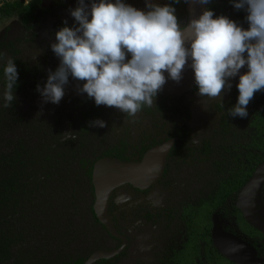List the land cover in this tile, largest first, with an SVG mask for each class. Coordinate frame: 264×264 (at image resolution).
Here are the masks:
<instances>
[{
	"label": "flooded vegetation",
	"instance_id": "flooded-vegetation-1",
	"mask_svg": "<svg viewBox=\"0 0 264 264\" xmlns=\"http://www.w3.org/2000/svg\"><path fill=\"white\" fill-rule=\"evenodd\" d=\"M183 2V18L179 22L186 24V0ZM42 9L47 12L34 24H41L50 15L49 8ZM37 15H41V9ZM233 16L236 17L235 12ZM67 18L68 26H72L74 18L70 15ZM240 21L247 24L244 17ZM32 25L23 26L29 30ZM5 50L13 52L12 59L18 71L23 68L25 78L30 83L36 81L42 87L43 73L22 61L10 43H0V52L5 54ZM245 70L241 69L242 72ZM238 79L231 81V90L214 99L199 96L195 84L180 95L159 91L151 106L155 108L154 114L147 113L146 107L135 116H126L119 111L117 126L115 129H102L97 146L83 140L90 134H97L98 127L89 125V122L101 117L94 100L84 94L75 106V125L70 131L78 139L71 156L77 160L72 176H78L87 189V199L74 201L76 204L71 210L72 213H83L90 219L92 227L104 232L106 237L101 244H96L95 251L89 253L86 259L72 263L70 258L64 261L50 258L39 261V264H80L97 252H116L119 249L122 250L119 255L94 264H117L128 254L136 255L133 264H235L226 254L243 258L248 264H264V235L248 224L238 206L241 191L264 163V148L256 145L264 140V91L254 94L247 105V117L233 118L227 110L236 103ZM18 94L39 95L36 89L15 91L14 95ZM160 102L167 107L161 108ZM171 140L175 143L167 156L165 172L155 184L145 190L125 185L114 191L108 214L118 237L112 236L94 214L96 196L92 175L95 165L103 159L138 163L149 150L164 146ZM87 150H90V158L82 155ZM117 155L128 156L129 159L123 160ZM20 159V154H17L13 164L11 159L0 163L15 166L21 164ZM19 177L18 174H10L0 180V198L8 183H11L8 189L10 186L14 188L8 206L0 207V220L7 210L15 212L19 208ZM120 191L128 192L137 202L134 204L128 199L117 205ZM260 201L264 207V184ZM80 205L81 208H77ZM10 224L7 231L0 229V237L6 235L11 241L8 260L0 261V264H24L23 261H13L11 250L16 241L10 236ZM109 241L112 242L109 247L102 246L108 245Z\"/></svg>",
	"mask_w": 264,
	"mask_h": 264
},
{
	"label": "clouds",
	"instance_id": "clouds-1",
	"mask_svg": "<svg viewBox=\"0 0 264 264\" xmlns=\"http://www.w3.org/2000/svg\"><path fill=\"white\" fill-rule=\"evenodd\" d=\"M180 2L145 0L140 9L127 0H77L69 9L74 24L65 21L50 46L59 65L43 87L36 86L44 103L58 105L71 77L84 82L78 91L96 106L135 116L154 104L168 79L179 83L187 67L198 95L209 99L231 90L238 77L237 100L227 111L233 118L247 117L254 94L264 91V0H229L246 12L247 28L212 9L181 24L175 7ZM18 79L15 60L0 52L4 107L16 100ZM89 125L103 128L106 123L96 119Z\"/></svg>",
	"mask_w": 264,
	"mask_h": 264
},
{
	"label": "rangeland",
	"instance_id": "rangeland-1",
	"mask_svg": "<svg viewBox=\"0 0 264 264\" xmlns=\"http://www.w3.org/2000/svg\"><path fill=\"white\" fill-rule=\"evenodd\" d=\"M15 1L0 0V8ZM29 2L31 0H25V4ZM158 2L164 4L168 0ZM76 3L77 0H43L41 8L47 7L51 13L41 24H33L29 30L21 24L18 16L0 19V43H10L22 61L43 73L42 87L49 71H55L59 65V59L50 47L55 42V33L68 19L69 9H74ZM127 3L136 8H145V0H127ZM243 13L246 12L243 10ZM242 19L243 16L237 21ZM4 52L6 57L12 58L13 52ZM83 83L70 77L65 95L58 105L44 103L40 94L15 95L16 100L9 107H4L0 101V161L11 159L13 164V158L20 154L19 162L22 164L8 166L5 162L0 163V180L10 174L20 176L19 208L15 212L13 209L7 210L0 220L3 231H7L11 223L10 236L16 241L11 250L14 262L39 264L44 259L64 261L70 258V262L75 263L79 259H86L89 253L95 251L96 244H101L106 237L104 232L92 227L90 219L83 213H72L71 210L75 207L74 201L87 199V189L78 176H72L77 160L71 156L78 139L70 131L75 125V106L84 95L78 91ZM98 108L101 113L99 119L105 121L106 126L98 127L96 135L83 138L94 146H97L102 129H115L120 114L114 107L101 105ZM263 141L256 143L261 149L264 148ZM89 153L90 150H87L82 155L90 158ZM128 199L134 204L137 202L128 192L120 191L117 205H122ZM77 208H81V205ZM72 214V217H68ZM111 243L109 241L108 245L102 246L109 247ZM135 256L128 254L125 260L117 264H133Z\"/></svg>",
	"mask_w": 264,
	"mask_h": 264
},
{
	"label": "water",
	"instance_id": "water-1",
	"mask_svg": "<svg viewBox=\"0 0 264 264\" xmlns=\"http://www.w3.org/2000/svg\"><path fill=\"white\" fill-rule=\"evenodd\" d=\"M205 9H208V3L201 4L199 0H186L187 22L192 18L198 17ZM165 75L167 76V73ZM194 84L193 72L186 67L179 83L168 79L160 91L169 95H180ZM174 143L175 141L171 140L164 146L149 150L143 160L138 163H123L117 160L103 159L95 165L92 175L96 196L94 214L97 221L105 226L112 236L118 237L112 218L108 214V206L114 191L125 185H130L137 190H145L152 186L153 183L155 184L165 172L166 159ZM263 184L264 163L256 170L254 177L248 181V184L241 191L238 206L248 224L264 235V207L260 201V192ZM239 244L243 245L244 243L239 242ZM121 252V249L116 252H97L87 262H81L80 264H94L100 260L107 261ZM222 253L225 255L223 251ZM225 256L230 258L235 264H248L243 258L237 259L227 254Z\"/></svg>",
	"mask_w": 264,
	"mask_h": 264
},
{
	"label": "trees",
	"instance_id": "trees-1",
	"mask_svg": "<svg viewBox=\"0 0 264 264\" xmlns=\"http://www.w3.org/2000/svg\"><path fill=\"white\" fill-rule=\"evenodd\" d=\"M43 0H31V2H29L28 4H25V0H17L13 3H6L4 4L1 8H0V19L4 18V17H12V16H18L20 18V21L23 25H25L26 27H29L30 25L34 24L37 20L38 17H42L43 13L47 12L46 9H42L41 8V4H42ZM176 7V15L179 19L183 18V10H184V2L183 0H181V2L179 4L175 5ZM41 9V15L38 16L37 12ZM209 9L214 10L216 15H225L228 16L230 19L235 20L237 23L241 24L243 27L247 28V24H243L241 21H237V19L241 16H243L244 18H246V13H243V10H236L230 3L229 0H211V2L209 3ZM232 12H235V16L231 15ZM18 87L16 88V91H30V89H32L33 91H35L36 86H37V82L33 80L32 85L31 83L25 78V73H24V69L20 68V70L18 71ZM162 102H160L161 105ZM146 107L148 109L149 114L153 113L155 111H153L155 108L153 106L149 107V106H143L141 108V110H143V108ZM166 108L167 106L165 104L161 105V108ZM109 156H114V155H110ZM121 156H124V154H121ZM119 155H117V157L122 158L123 160H128V156L126 157H121ZM90 171H88V175H89ZM11 183L7 184V190L5 191V193L2 196V198H0V207L4 206L7 207L8 203L12 200V193H14V188L13 187H9ZM2 199V200H1ZM9 239L7 238L6 235H1L0 237V261H7L8 260V256H9V252H8V246H9Z\"/></svg>",
	"mask_w": 264,
	"mask_h": 264
}]
</instances>
